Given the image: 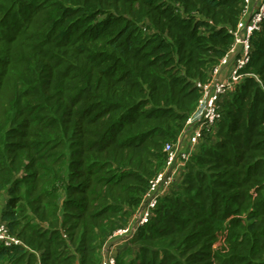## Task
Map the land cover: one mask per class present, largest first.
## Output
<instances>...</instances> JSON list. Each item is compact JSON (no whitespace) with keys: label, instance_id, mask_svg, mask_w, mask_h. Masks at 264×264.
<instances>
[{"label":"trees","instance_id":"1","mask_svg":"<svg viewBox=\"0 0 264 264\" xmlns=\"http://www.w3.org/2000/svg\"><path fill=\"white\" fill-rule=\"evenodd\" d=\"M245 0H0V264H101L234 43ZM242 81L116 264H264V20ZM131 255V258L129 257Z\"/></svg>","mask_w":264,"mask_h":264},{"label":"built area","instance_id":"2","mask_svg":"<svg viewBox=\"0 0 264 264\" xmlns=\"http://www.w3.org/2000/svg\"><path fill=\"white\" fill-rule=\"evenodd\" d=\"M263 20L264 0H245L242 17L233 31L235 40L232 47L215 68L211 81L205 84L197 83L201 89V97L196 109L188 117L177 139L166 143L164 148L166 159L163 168L151 181L129 224L115 231L105 244L101 264H116V255L120 248L134 237L140 226L150 220L159 199L170 191L181 177L196 146L209 132H212L221 117L220 104L223 97L244 77L242 69L251 57V39ZM20 242L0 219V244L10 245Z\"/></svg>","mask_w":264,"mask_h":264},{"label":"crops","instance_id":"3","mask_svg":"<svg viewBox=\"0 0 264 264\" xmlns=\"http://www.w3.org/2000/svg\"><path fill=\"white\" fill-rule=\"evenodd\" d=\"M4 202H5V199H4L3 196H1V197H0V210H1V208L3 207Z\"/></svg>","mask_w":264,"mask_h":264},{"label":"rangeland","instance_id":"4","mask_svg":"<svg viewBox=\"0 0 264 264\" xmlns=\"http://www.w3.org/2000/svg\"><path fill=\"white\" fill-rule=\"evenodd\" d=\"M227 71H229V69H227ZM129 257L131 258V255Z\"/></svg>","mask_w":264,"mask_h":264}]
</instances>
